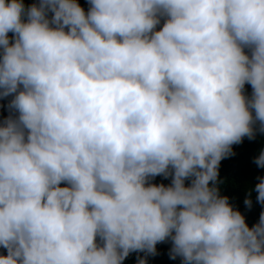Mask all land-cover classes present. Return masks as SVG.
Segmentation results:
<instances>
[{
    "label": "clouds",
    "instance_id": "9594fccd",
    "mask_svg": "<svg viewBox=\"0 0 264 264\" xmlns=\"http://www.w3.org/2000/svg\"><path fill=\"white\" fill-rule=\"evenodd\" d=\"M88 3L0 0V264H264V211L218 187L264 134V0Z\"/></svg>",
    "mask_w": 264,
    "mask_h": 264
},
{
    "label": "trees",
    "instance_id": "16d2710c",
    "mask_svg": "<svg viewBox=\"0 0 264 264\" xmlns=\"http://www.w3.org/2000/svg\"><path fill=\"white\" fill-rule=\"evenodd\" d=\"M25 6H29L33 3H39V0H22ZM77 3L87 13L89 8L88 0H77ZM51 16V13H49ZM164 23L163 18L156 30H159ZM10 42L12 33L9 34ZM247 53L248 50L245 49ZM244 94L247 97H251L252 87L250 84H245ZM12 99V96L6 98H0V121L9 115L8 104ZM18 115V113H13ZM254 115V111H253ZM258 127V124H257ZM235 155L222 159L219 166L220 181L219 193L221 196H227L228 202L234 209L238 210L245 218V223L251 228L254 224L259 222V217L262 211H264V205L257 202V192L254 190L255 185L259 182L258 177H264V168H259L254 163V158L257 157L261 149H264V134L257 131L255 139L249 140L244 137L242 143L232 146ZM152 184H163L169 186L171 184V177L164 178L163 176H156L150 179ZM190 185V180H185V186ZM61 186H66L61 184ZM250 193V199L252 200V207L249 209L245 206L244 200ZM99 239V238H97ZM172 244L170 240L158 243L156 245V255H145V253L131 252L128 257L123 261V264H137V257H145L146 264H181V258L177 257L175 260L170 259L169 250ZM6 249L0 246V255H5Z\"/></svg>",
    "mask_w": 264,
    "mask_h": 264
}]
</instances>
